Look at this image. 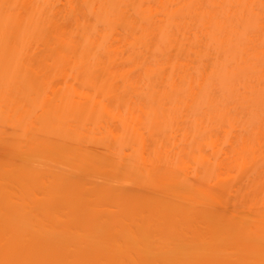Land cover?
<instances>
[{
    "label": "bare ground",
    "instance_id": "1",
    "mask_svg": "<svg viewBox=\"0 0 264 264\" xmlns=\"http://www.w3.org/2000/svg\"><path fill=\"white\" fill-rule=\"evenodd\" d=\"M55 1L0 0V143L6 135L14 145L4 164L0 157V169L9 166L0 173V210L8 217L16 211L13 185L48 192L43 201L18 198L55 217L64 205L74 207L67 202L78 192L114 199L130 192L137 199L126 206L127 218L123 206L93 213L95 227L110 224L123 238L122 255L98 248L85 261L65 255L60 264H184L145 254L152 233L143 206L180 195L181 207L168 205L164 218L202 204L203 221L222 219L214 246L230 245L236 227L247 229L250 242L234 248L232 264H264L257 250L264 195L230 213L222 207L226 192H264V0H82L93 21L83 24L81 40L60 31L56 51L39 53L48 44L45 7ZM195 44L215 53L209 67L181 57ZM98 47L110 52L104 67L93 55ZM58 78L63 85L53 84ZM233 170L234 182L224 176ZM172 224L159 228V251L180 244ZM10 249L0 237V264H14Z\"/></svg>",
    "mask_w": 264,
    "mask_h": 264
},
{
    "label": "rangeland",
    "instance_id": "2",
    "mask_svg": "<svg viewBox=\"0 0 264 264\" xmlns=\"http://www.w3.org/2000/svg\"><path fill=\"white\" fill-rule=\"evenodd\" d=\"M70 1L71 2H68V0H56L53 7L50 6V4L49 6L46 5L41 31L47 39L48 44H41L39 53L56 51L59 47L56 36L60 31H66L69 35H73L75 40L79 42L84 31L83 24H89L93 21V18L84 10L82 0ZM137 35H140V32H137ZM51 47L56 49H52ZM93 50L94 58L99 66L103 65L104 67L109 64L110 52L108 50L100 47ZM214 56L215 53L213 51L206 50L199 44L193 45V49L189 54L186 52L181 54V57L200 61L202 65L206 67H209ZM96 73L100 76L104 74L103 69L100 68ZM60 81L61 79L58 78L53 84L56 86L63 85L64 83H59ZM151 81L156 88L160 89L163 87L164 82L162 78L152 77ZM3 136L5 141L9 140L8 136ZM218 136L224 137V132ZM11 141L12 139L9 140L8 143ZM4 142H1L2 144L0 143V149H3L0 151V157L3 156L1 157L3 164L5 162L4 159H10L14 152L13 142L10 144ZM222 145V150L227 152L228 144L224 143L221 144V146ZM205 151L207 153H212L209 147H205ZM5 153H7V156H5ZM104 168L106 169V167ZM7 169H9V166L5 165L3 169H0V173H5ZM104 170L100 171L102 173V179L107 178L104 177V175H109V172H105ZM236 172L237 171L233 170L229 176H224L232 178L231 181L234 182L235 179L233 180V177H235L234 175ZM99 175L101 178L100 173ZM10 188L13 189L12 192L17 193L13 198L14 204L12 206V210L15 208L16 211H11V213H9L11 217H8L6 216L8 212L4 209L0 210V237H5L10 240V251L11 256H14V259H12L14 264H20L21 260L22 264H60V258L65 255L68 256L70 260H73V257H79L80 261H85V256H88L91 250L98 248L103 249L106 253H113L119 256L122 255L120 252V243L123 241V238L111 232L112 230L109 227L110 224L95 227L93 213L108 209V212H115L116 214L120 213L122 209H125L122 213L123 217L127 218L129 212L126 206L133 204L137 199L133 197L130 192H119L121 193L119 194L120 196L116 193L117 199L113 197L100 198L101 196L97 192H78L76 196L73 197V202H67L68 204H74V207L64 205L55 212L58 214V217H55V214H52L49 209L42 210L36 203H31V206L27 202L24 203L22 198H18L19 195L27 193V197L33 194L34 199L43 201L46 200V197H49L48 192H40V190H37V192L23 193L19 190V186L13 185L10 186ZM257 195L258 197H262L264 192H226L224 198L226 203H224L222 207L225 208L227 213L237 209V206L242 209L243 204H250ZM209 196L211 200L215 197L213 195ZM118 199L121 200L122 205L118 204L120 201ZM50 200L53 199L51 198ZM181 201L180 195L171 196L167 194L162 207L159 203L150 201L143 206V210L149 213L146 222H148L147 224L151 227L149 232L152 233L148 242V250L145 251L147 258L159 256L162 259H169L168 262H173L178 258L180 262L184 264H200L202 261L206 264L209 260H214L216 264H232L230 260L233 256L234 248L240 246L239 244H249L250 242L249 236L245 233L247 229L241 226L236 227V234L232 238V243L230 245L224 248H222L221 245L219 247L214 246L213 244L217 242L216 240L218 239V232L222 219L216 217L211 221H203L200 217L204 211L202 204H187L185 206V213L187 214L181 213L182 215H180L172 213L168 218L162 216V212L168 205L174 209H178L181 207ZM214 202L216 201L212 202V209L217 211L220 209V205ZM85 206L91 207V211H87ZM121 207L122 209L120 210ZM5 208L9 209V206ZM74 211H77L79 214L77 220L73 217ZM168 219L170 222H173L172 225L176 228L173 231L175 232L173 236L180 244L178 246L167 244L159 251L160 246H157L160 243L159 237L161 235V230L159 228L162 224H165ZM70 229L72 231H70ZM222 245H224V243ZM257 250L259 253L264 254V242L259 245ZM35 257L38 260L35 261ZM150 264L168 263L160 261L159 263L154 262Z\"/></svg>",
    "mask_w": 264,
    "mask_h": 264
}]
</instances>
